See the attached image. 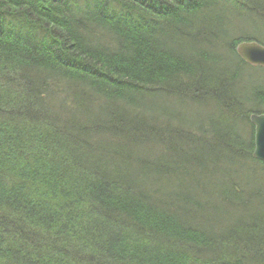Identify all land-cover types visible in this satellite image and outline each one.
<instances>
[{
  "label": "trees",
  "instance_id": "16d2710c",
  "mask_svg": "<svg viewBox=\"0 0 264 264\" xmlns=\"http://www.w3.org/2000/svg\"><path fill=\"white\" fill-rule=\"evenodd\" d=\"M264 0H0V264H264Z\"/></svg>",
  "mask_w": 264,
  "mask_h": 264
},
{
  "label": "water",
  "instance_id": "95a60500",
  "mask_svg": "<svg viewBox=\"0 0 264 264\" xmlns=\"http://www.w3.org/2000/svg\"><path fill=\"white\" fill-rule=\"evenodd\" d=\"M236 52L244 60L253 65L264 66V46L257 41H245L236 46ZM251 122L255 127V146L253 157L264 162V113L251 114Z\"/></svg>",
  "mask_w": 264,
  "mask_h": 264
},
{
  "label": "rangeland",
  "instance_id": "374dc122",
  "mask_svg": "<svg viewBox=\"0 0 264 264\" xmlns=\"http://www.w3.org/2000/svg\"><path fill=\"white\" fill-rule=\"evenodd\" d=\"M245 41H255V40H245ZM245 41H242V42H245ZM242 42H239V43H237V44H235L234 45V51L236 52V46L237 45H239L240 43H242ZM256 42V41H255ZM258 42V41H257ZM259 43V42H258ZM261 44V43H260ZM261 45H263V44H261ZM264 46V45H263ZM237 54H238V52H236ZM238 56H239V58L244 62V60L240 57V55L238 54ZM245 63H247L248 65H250V66H253V67H264V66H261V65H253V64H250L249 62H245ZM259 113H264V112H259ZM259 113H249L248 114V116H249V122L252 124V126L254 127V124L251 122V119H250V115L251 114H256V115H259ZM254 133H255V127H254ZM253 138H254V134H253ZM254 146H255V138H254V140H253V149H254ZM254 151V150H253ZM259 160V159H258ZM262 161V160H261ZM263 162V161H262ZM264 163V162H263Z\"/></svg>",
  "mask_w": 264,
  "mask_h": 264
}]
</instances>
